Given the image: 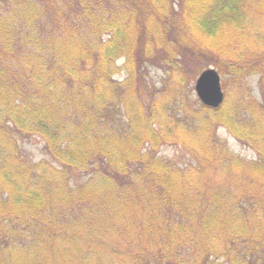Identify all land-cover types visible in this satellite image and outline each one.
<instances>
[{
    "label": "trees",
    "instance_id": "16d2710c",
    "mask_svg": "<svg viewBox=\"0 0 264 264\" xmlns=\"http://www.w3.org/2000/svg\"><path fill=\"white\" fill-rule=\"evenodd\" d=\"M186 59L197 75L218 71L219 107L189 101ZM148 66L163 69V89ZM253 74L260 99L242 84ZM217 126L255 158L231 152ZM18 137H39L47 157L24 154ZM163 145L192 160L158 156ZM0 264H264V0L9 6Z\"/></svg>",
    "mask_w": 264,
    "mask_h": 264
},
{
    "label": "rangeland",
    "instance_id": "374dc122",
    "mask_svg": "<svg viewBox=\"0 0 264 264\" xmlns=\"http://www.w3.org/2000/svg\"><path fill=\"white\" fill-rule=\"evenodd\" d=\"M40 5L45 6L51 0H33ZM16 0H0V18L5 17L6 12L8 11L9 6H14ZM12 8V7H11ZM49 12V11H48ZM124 59L120 58L117 60V64L120 66L123 64ZM198 64L193 62V60L186 59L184 62V78H185V83L187 85V82L189 84L188 86V95H189V101L193 100L195 102L201 103L196 96V93L194 91V82L197 76V69H198ZM126 73L125 70L120 71L116 76L118 79H123L125 77ZM145 76L149 84H154L155 88L158 89H163V85H161L160 80L167 78L164 76L163 69L162 68H157V67H147L145 68ZM258 80L259 76L258 74H253L245 78V80L242 82L248 83L252 87V92L253 94L260 99L259 95V89H258ZM221 88L223 91V94L225 95V87L222 86ZM229 88H234L233 86L229 85ZM166 90L169 91H175L178 92L180 91V87H175L173 86V83H169V86L166 88ZM182 92V91H181ZM195 131L196 136H201V134L198 132V129ZM215 135L216 138H220L223 141L226 142L227 147L229 150L235 154H238L239 156L246 158V159H254L255 154L253 151H251L248 147L240 144L234 137L231 136V134L227 131V129L224 126H217L215 130ZM19 138V145L23 150V153L26 155H29L32 159L34 160H39L42 157H47L45 152H44V144L43 141L39 137H31V138ZM185 150L180 148L178 145H163L162 147L159 148L157 154L158 156H162L171 160H175L178 162L180 165H187L192 158L184 152ZM83 175V174H82ZM79 176V175H78ZM87 177L86 176H81L78 178V181H83Z\"/></svg>",
    "mask_w": 264,
    "mask_h": 264
},
{
    "label": "water",
    "instance_id": "95a60500",
    "mask_svg": "<svg viewBox=\"0 0 264 264\" xmlns=\"http://www.w3.org/2000/svg\"><path fill=\"white\" fill-rule=\"evenodd\" d=\"M194 91L202 104L217 108L223 100L217 71L211 67L202 70L195 80Z\"/></svg>",
    "mask_w": 264,
    "mask_h": 264
}]
</instances>
